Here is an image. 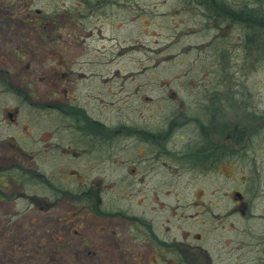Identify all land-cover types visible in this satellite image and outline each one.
Here are the masks:
<instances>
[{
	"label": "flooded vegetation",
	"instance_id": "obj_1",
	"mask_svg": "<svg viewBox=\"0 0 264 264\" xmlns=\"http://www.w3.org/2000/svg\"><path fill=\"white\" fill-rule=\"evenodd\" d=\"M81 19L74 16L66 22L70 32L65 35L73 40L67 55L57 53L56 42L51 52L43 54L47 57L42 62L52 55L54 65L49 71L53 79L44 80L42 92L32 102L41 111L38 147L8 142L21 159L0 166V201L24 200L26 205L0 213L9 216L0 229L21 222L22 264H214L207 232L200 230V224L220 234L235 230L233 223L222 224L225 217L252 216L253 200L264 193L259 188L262 174L253 176V187L250 163L256 151L264 152L255 147L257 139L264 141V113L253 112L251 99L241 95L236 85L222 92L213 80V95L200 96L199 90L186 98L174 92L137 95L132 105L125 107L127 101H122L114 112L117 118L108 120L109 102L104 98L110 92V79L91 70L89 40L94 33ZM39 20L35 19L40 24ZM242 34L246 55L250 46L247 33ZM96 37L107 44L101 34ZM60 39L58 35L57 43ZM100 50L105 58L107 48L101 45ZM107 60L100 63L107 65ZM12 74L0 68V78ZM228 80H220L221 86ZM188 85L200 87L192 80ZM18 91L24 93L23 88ZM23 98L31 103L27 94ZM92 101L93 111L87 107ZM124 107L132 111L131 119L125 117ZM242 113L250 122H241ZM6 115L10 124L20 121L18 109ZM240 161L250 165L248 176L233 179L244 190L223 194L229 203L223 208L217 198L202 200L200 175L232 178L221 169ZM218 180L214 195L219 193ZM243 232L250 234L248 229ZM231 242L221 239L219 250L225 249L223 254L229 256L237 251L235 258L240 260L242 253L261 254L264 264V239L234 241L230 246Z\"/></svg>",
	"mask_w": 264,
	"mask_h": 264
},
{
	"label": "rangeland",
	"instance_id": "obj_2",
	"mask_svg": "<svg viewBox=\"0 0 264 264\" xmlns=\"http://www.w3.org/2000/svg\"><path fill=\"white\" fill-rule=\"evenodd\" d=\"M86 1L88 0H0V68L9 69L13 73L11 77L0 78V166L14 159H21L7 147L10 145L9 141L25 145L29 149L38 147L37 139L42 130L41 111L32 102L42 92L44 80L53 79L49 71L54 65L52 55L44 64L42 61L47 56L43 54L51 52L53 42H56L57 53H69L67 49L73 40L65 35L70 32L66 22L74 16L82 17V25L87 22L91 26L89 30L94 33L89 40L92 45L91 70L102 75L108 74L110 79V92L104 98L109 102L106 107L108 113L100 109L102 114L106 113L108 120L117 118L114 112L122 105V101H127L124 103L127 107L134 103L137 95L155 97L172 95L171 92H174L186 98L195 95L193 90H199L200 96H210L216 92V87L211 85L213 82L216 86L220 85L217 88L222 89V92L228 86L234 88L236 85L241 95L251 99L253 112L264 113V50L260 48L250 57L245 55L241 43L242 32L246 31L239 25L229 27L223 23L217 29L212 20H207L201 10L199 12V8L187 3L189 0H93L89 4ZM226 1L240 8L245 4L252 8L260 4L264 6V0ZM52 18L59 19V24H54ZM22 19L26 22L22 23ZM35 19H40L41 23H37ZM97 33L108 39L107 44L99 39V35V38L96 37ZM58 35L61 43H57ZM101 45L107 48L106 55L104 54L108 59L107 65L100 63L105 59L101 57L104 53V50H100ZM76 51L78 52L77 49ZM117 69L118 73L114 76ZM224 79L230 81L224 82L222 87L221 81ZM191 80L200 83V87H189ZM18 88H23L24 93H20ZM25 94L29 96L31 103L23 100ZM93 103L94 101L90 102V106L87 105L91 111L94 110ZM125 107V117L131 119L132 111ZM13 109H18L20 121L17 125L10 124L7 119V111ZM238 118L242 123L250 122L243 113ZM255 147L264 148V141L257 139ZM257 153L256 151V157H252L253 162L250 161L252 178L254 183L255 177L262 174L259 188L264 191V152ZM228 165L221 171L230 173L232 178L214 179L215 175L208 172L200 175L202 200L213 201L217 198L220 208L229 204L223 194L234 189L244 190V186L233 177L248 176L247 169L250 167L243 161L237 165ZM217 180L219 193L214 195L212 191L217 187ZM25 205L24 200L0 201V213H9L12 209ZM252 212L250 218L240 214L225 217L222 224L226 227L233 223V231L215 234L207 225L200 224V230L207 232L206 245L212 248L214 264H261V254L242 253L241 261L235 258L239 252L229 256L223 254L225 249L219 250L221 239L224 238L232 241L230 246L234 241H263L264 193L253 200ZM7 218L9 216L1 215L0 224L6 223ZM20 223L10 229H0V264H22L20 250L24 240ZM243 229H248L250 234L243 232Z\"/></svg>",
	"mask_w": 264,
	"mask_h": 264
},
{
	"label": "trees",
	"instance_id": "obj_3",
	"mask_svg": "<svg viewBox=\"0 0 264 264\" xmlns=\"http://www.w3.org/2000/svg\"><path fill=\"white\" fill-rule=\"evenodd\" d=\"M187 3L199 8L207 20H212L216 24L217 29L223 23L229 27L239 25L244 28L247 33L246 42L251 51L246 53L247 56H252V53L259 51L260 48L264 50L263 4L253 8L245 4L240 8L229 4L226 0H189Z\"/></svg>",
	"mask_w": 264,
	"mask_h": 264
}]
</instances>
